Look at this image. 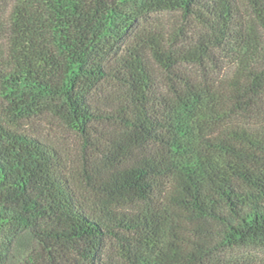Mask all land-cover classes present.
<instances>
[{
	"label": "trees",
	"instance_id": "1",
	"mask_svg": "<svg viewBox=\"0 0 264 264\" xmlns=\"http://www.w3.org/2000/svg\"><path fill=\"white\" fill-rule=\"evenodd\" d=\"M241 1L245 16L238 0H10L0 264H221L264 248V0ZM160 12L194 18L199 44H167L145 23ZM216 51L231 59L220 79ZM41 117L94 149L82 172L26 132Z\"/></svg>",
	"mask_w": 264,
	"mask_h": 264
},
{
	"label": "rangeland",
	"instance_id": "2",
	"mask_svg": "<svg viewBox=\"0 0 264 264\" xmlns=\"http://www.w3.org/2000/svg\"><path fill=\"white\" fill-rule=\"evenodd\" d=\"M241 13L246 15V7L238 0ZM10 0H0V22L6 18ZM145 23L151 29L155 28L167 44L175 50H185L188 45L199 44L203 30L192 17H185L179 12H160L151 14ZM148 27V28H149ZM4 47V35H0V49ZM230 55L216 51L213 62H208L206 68L209 77L220 79L225 77L230 69ZM184 69L198 76L205 72L199 68H192L183 64ZM161 81L162 77H161ZM25 130L41 141H44L58 149L61 158L69 170L82 172L85 160L93 155L91 146L86 145L80 135L62 125L51 117L36 118L25 123ZM101 128V127H97ZM221 264H264V248H235L223 253Z\"/></svg>",
	"mask_w": 264,
	"mask_h": 264
}]
</instances>
